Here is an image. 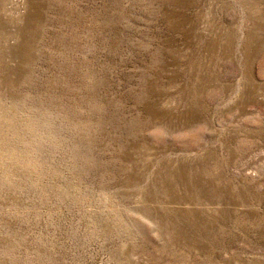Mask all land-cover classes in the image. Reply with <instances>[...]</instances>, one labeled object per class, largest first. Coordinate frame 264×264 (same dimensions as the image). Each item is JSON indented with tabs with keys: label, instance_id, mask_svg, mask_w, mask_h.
I'll list each match as a JSON object with an SVG mask.
<instances>
[{
	"label": "rangeland",
	"instance_id": "rangeland-1",
	"mask_svg": "<svg viewBox=\"0 0 264 264\" xmlns=\"http://www.w3.org/2000/svg\"><path fill=\"white\" fill-rule=\"evenodd\" d=\"M0 264H264V0H0Z\"/></svg>",
	"mask_w": 264,
	"mask_h": 264
}]
</instances>
